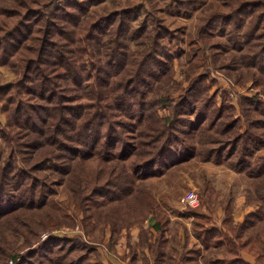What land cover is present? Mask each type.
I'll return each instance as SVG.
<instances>
[{
  "label": "trees",
  "instance_id": "1",
  "mask_svg": "<svg viewBox=\"0 0 264 264\" xmlns=\"http://www.w3.org/2000/svg\"><path fill=\"white\" fill-rule=\"evenodd\" d=\"M174 2L201 8L192 48L177 66L172 44L183 40L159 17L147 24L129 7H97L95 0H0V66L15 75L0 85V261L103 264L92 237L99 223L109 228L111 249L132 225L147 239L143 223L151 215L152 264H193L204 246L225 248L210 264H264V153L256 152L264 148V97L238 98L242 127L226 92L220 104L208 93L210 73L232 67L224 72L235 81L250 79L264 90V0H221L220 7L212 1L206 8L203 0ZM191 156L248 166L258 181L245 202L257 210L233 223L226 207L222 227H205L210 218L202 208L214 204L207 180L200 205L187 207L198 218L192 232L199 245L173 251L166 248L168 213L135 182L166 158ZM64 183L83 214L82 232L38 239L51 228L41 212ZM55 225L73 229L75 221L58 218ZM250 226L254 234H246ZM9 231L23 237L18 250ZM22 248L30 251L16 259ZM129 252L134 262L136 248Z\"/></svg>",
  "mask_w": 264,
  "mask_h": 264
},
{
  "label": "rangeland",
  "instance_id": "2",
  "mask_svg": "<svg viewBox=\"0 0 264 264\" xmlns=\"http://www.w3.org/2000/svg\"><path fill=\"white\" fill-rule=\"evenodd\" d=\"M212 1H214L219 7L222 5L220 3L221 0H203V4L201 3L202 7L206 8L207 4L210 2L212 3ZM95 3L97 7L106 5V7L113 10H123L126 9V7H129L139 21H145L147 24L152 22L153 17L163 19L164 23L168 25L171 30L175 31V34L179 35V38L183 40L181 44L176 45L174 42L172 44L174 51L172 61L176 66L179 61L178 57H186L187 53L191 50V33H193L195 26L201 22L200 6L198 7V5H196L189 8L178 6L174 0H95ZM241 16H243V14H241ZM229 28V25L226 26V29ZM226 38V35H223V40ZM234 44V41H231V45ZM230 51H233L232 47L230 48ZM200 67H202V65ZM233 69L234 67L230 70H213L210 73V77L214 82L210 85L211 87L208 90V93L209 95L215 96L216 102L220 104L222 102V95L226 92L230 98V103L237 107L235 116L237 115L242 118V127H244L245 123L241 111L239 110L238 98L241 96L253 97L255 95H260L263 98L264 90L262 91L260 86L253 80L245 79L244 81L237 82L233 79V73L230 75L224 72L233 71ZM14 77V72L11 69L5 66H0V85L8 84L14 79ZM176 79L183 80L179 70L176 74ZM182 84L186 85L187 82L183 81ZM159 113L166 114L167 111L161 109ZM3 121L4 118L0 115V124H2ZM205 124H207V122H205ZM196 140L195 135V143ZM263 151L264 148L260 147L256 152L260 154L264 153ZM138 179L139 180H136L135 182L136 186L140 184L141 187L149 190L156 197L159 204L161 206L163 205L168 210V215L172 219L170 230L173 233H175L177 229H182L184 225L189 227L192 231L194 220L198 218H196L192 212H189L187 207L180 203V197L191 189H194L199 196V192L203 185L206 184L207 180L211 183L214 190L212 195L214 204L211 211H208L205 206L202 208L203 213L208 214L210 218L209 222L205 224V227H222L221 220L225 216L224 210L226 207H228V215H230L233 223L242 221L247 213L254 209L257 210L255 206L250 204L247 205L245 202L247 194L254 195L255 184L258 181V177L249 170L248 166H243L240 169H233L225 161L216 162L212 159L203 160L198 156H191L185 160L175 161H167L166 158V160L164 159L160 165L152 169L148 175L146 174L142 178L139 176ZM45 208V210H42L41 215L43 217L49 216L48 222L51 228L41 230L38 239L43 240L47 238L50 233L56 235H74L81 231L82 227L80 220L83 214L79 209H76V205L70 202L66 183L58 185L57 193L51 198ZM56 218L68 220L73 219L75 221V227L72 229L66 225L56 226ZM262 218V221L264 222V212L262 213ZM101 225L102 223H99V225L93 230L92 237L97 240L96 243L97 245L99 244L98 249L100 250L101 257H103L105 252V242L109 236L107 235V232L103 234L106 227L101 228ZM76 227H78V230H76ZM248 233L254 234L252 226L247 229L246 234ZM193 236L191 237L192 239H194ZM101 237L104 238V242L98 241ZM170 237L171 236H169V245H174L173 251L176 247L180 249L178 237L173 236L172 240ZM8 238L10 243L17 247L16 250H18V247L23 244V237H15L12 231L8 232ZM155 238L156 236L154 239ZM194 243L193 240H187V242L184 243V245L187 244L185 245L186 248L182 251L198 246ZM177 248L175 249L176 251L178 250ZM224 249V246H204L202 247V254L199 257V260L192 263L210 264L208 260L211 258L218 259L222 257ZM28 251H30V248H22L19 252L17 251L16 254L18 256L16 259L20 260V256ZM244 256L248 261L253 260L254 258L249 254H244ZM10 260H13L14 263L15 257L9 258L8 264H12L9 263ZM138 260L136 261L139 264H147L146 260ZM6 263V261H0V264Z\"/></svg>",
  "mask_w": 264,
  "mask_h": 264
},
{
  "label": "crops",
  "instance_id": "3",
  "mask_svg": "<svg viewBox=\"0 0 264 264\" xmlns=\"http://www.w3.org/2000/svg\"><path fill=\"white\" fill-rule=\"evenodd\" d=\"M163 209L168 213V210L162 205ZM171 218L169 222V228L166 232V237H167V242H166V248L168 246L174 247V245H169V236H171V240L173 236H177L180 242V249L177 247V251H182L186 248L185 242L187 240H193V243L195 242L197 245L199 243L197 242V239L193 236V232L189 227H186L184 225V229H177L175 233H173L170 230L171 226ZM175 222V221H174ZM173 223V221H172ZM155 224V219L153 216H148L144 223L143 227L147 231V239L143 238L140 232V228L137 225H132L129 228H123L119 234V237L117 238L116 242L114 245L111 247V249H108L107 247L105 248L104 256L102 257L103 263L104 264H139L136 260H143L147 261V264H152V254L149 250L148 243L154 242V237L156 236V230L154 228ZM107 235L109 236L110 231L109 228L107 227L106 229ZM192 233V234H191ZM193 236L194 239L191 237ZM138 243H142L138 245ZM194 243V244H195ZM136 248V258L134 262H131L130 260V247ZM175 248V249H176ZM202 254V252H201ZM201 254L198 256L197 260H199V257ZM138 260V261H139ZM194 262V261H193ZM198 264V263H196Z\"/></svg>",
  "mask_w": 264,
  "mask_h": 264
},
{
  "label": "built area",
  "instance_id": "4",
  "mask_svg": "<svg viewBox=\"0 0 264 264\" xmlns=\"http://www.w3.org/2000/svg\"><path fill=\"white\" fill-rule=\"evenodd\" d=\"M180 203L185 207H198L200 205V199L197 192L191 189L181 195ZM76 230H78V227H76ZM9 263H12V260H10Z\"/></svg>",
  "mask_w": 264,
  "mask_h": 264
}]
</instances>
